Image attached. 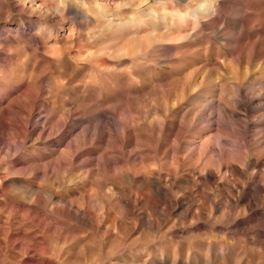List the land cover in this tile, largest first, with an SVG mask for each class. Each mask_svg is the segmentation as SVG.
<instances>
[{
  "label": "rangeland",
  "instance_id": "374dc122",
  "mask_svg": "<svg viewBox=\"0 0 264 264\" xmlns=\"http://www.w3.org/2000/svg\"><path fill=\"white\" fill-rule=\"evenodd\" d=\"M12 38L0 264H264V0H0Z\"/></svg>",
  "mask_w": 264,
  "mask_h": 264
},
{
  "label": "bare ground",
  "instance_id": "6f19581e",
  "mask_svg": "<svg viewBox=\"0 0 264 264\" xmlns=\"http://www.w3.org/2000/svg\"><path fill=\"white\" fill-rule=\"evenodd\" d=\"M37 0H31V2H36ZM199 14V13H198ZM198 14H194V17L197 19V17H198ZM195 22L196 23H198V21L197 20H195ZM18 32V31H17ZM14 38H12L11 40H4V41H0V59L2 58V57H4L6 54H5V51H4V49H3V47H4V45L5 44H9V42L10 43H14V41L15 40H13ZM37 40V39H36ZM12 41V42H11ZM37 42H38V40H37ZM44 45V44H43ZM42 45V46H43ZM38 49H40V46H38ZM3 59V58H2ZM1 63V62H0ZM2 100H3V98H0V104L2 103ZM1 109H2V107H1ZM1 112H3L4 113V110H1ZM225 114V113H224ZM218 123V122H217ZM220 124V123H219ZM259 123L257 122V125H258ZM248 125V124H247ZM254 125H256V124H254ZM217 126V125H216ZM219 126V125H218ZM223 126V125H222ZM239 127V126H238ZM244 127V126H243ZM254 127V126H253ZM222 129V128H221ZM220 129V130H221ZM224 129V128H223ZM223 134V133H222ZM222 137V136H221ZM221 140V139H220ZM221 143V142H220ZM226 145V144H225ZM222 146H223V143H222ZM233 148V147H232ZM231 149V148H230ZM217 150V149H216ZM224 149H222L221 151H220V153H219V150H218V153L220 154L219 155V158H221V159H225L226 157H225V153H224ZM76 152V151H75ZM229 152V151H228ZM209 154V153H208ZM217 155V154H216ZM220 159V160H221ZM223 161V160H222ZM223 163V162H222ZM226 163V162H225ZM221 165V164H220ZM228 167V166H227ZM241 168V167H240ZM227 169V168H226ZM228 170V169H227ZM215 173V172H214ZM246 174V173H245ZM215 175V174H214ZM211 175H209V177H210ZM245 178V177H244Z\"/></svg>",
  "mask_w": 264,
  "mask_h": 264
}]
</instances>
